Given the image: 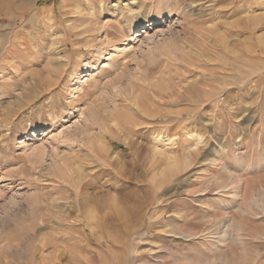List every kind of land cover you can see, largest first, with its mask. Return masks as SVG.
<instances>
[{
	"label": "rangeland",
	"instance_id": "obj_1",
	"mask_svg": "<svg viewBox=\"0 0 264 264\" xmlns=\"http://www.w3.org/2000/svg\"><path fill=\"white\" fill-rule=\"evenodd\" d=\"M29 3L0 0V264H264V0Z\"/></svg>",
	"mask_w": 264,
	"mask_h": 264
},
{
	"label": "bare ground",
	"instance_id": "obj_2",
	"mask_svg": "<svg viewBox=\"0 0 264 264\" xmlns=\"http://www.w3.org/2000/svg\"><path fill=\"white\" fill-rule=\"evenodd\" d=\"M18 1V0H17ZM40 0H28V2H30L29 4V6L31 7V11H37L36 9H37V7L39 6L38 5V2H39ZM86 1H88V0H86ZM101 2L103 1V0H100ZM21 2L22 1H20V4H21ZM81 2V1H80ZM83 4V3H82ZM103 4V3H102ZM4 8V7H3ZM78 13V12H77ZM5 13L3 12V11H0V16L1 15H4ZM20 14V13H19ZM35 14V13H34ZM54 14V13H53ZM23 15V14H22ZM20 16V15H19ZM246 16V15H245ZM56 17V16H55ZM89 17V16H88ZM136 18V17H135ZM197 19V18H196ZM77 20V19H76ZM51 21V20H50ZM96 21V20H95ZM258 18H256V17H254L253 15H251V13L249 12L248 14H247V16L240 22H238V28L236 29L237 30V33L238 32H240L241 30H246V31H248V32H250L251 34H252V31L254 30V29H256V27H257V25H258ZM54 26H56V25H54ZM75 26V25H74ZM88 27V26H87ZM34 28V27H33ZM89 28V27H88ZM97 29V28H96ZM67 33V32H66ZM72 33V32H71ZM11 34V33H10ZM14 35V34H13ZM208 35V34H207ZM15 36H16V34H15ZM16 38V37H15ZM204 38V37H203ZM206 38V37H205ZM214 38V36H208V42H211V41H213V40H217V39H213ZM196 39H197V36H196ZM15 40V39H14ZM198 40V39H197ZM221 40V39H220ZM221 41H223V40H221ZM2 42V41H1ZM6 42V41H5ZM201 42V41H200ZM214 42V41H213ZM230 42V41H229ZM205 43V42H204ZM15 44V43H14ZM207 45H208V43H207ZM10 47V46H9ZM209 47V46H208ZM213 47H216V46H214L213 45ZM223 47V46H222ZM8 48V47H7ZM226 48V47H225ZM196 50V49H195ZM234 50V49H233ZM234 52V51H233ZM9 53V52H8ZM188 55V54H187ZM190 55V54H189ZM197 55V54H196ZM205 55V54H204ZM3 58V57H2ZM113 60L114 59V57H113V55L110 57V60ZM184 60V59H183ZM8 61V60H7ZM11 64V63H10ZM9 64V65H10ZM6 65V64H5ZM192 66V65H191ZM179 70V69H178ZM165 71V70H164ZM163 71V72H164ZM184 83V82H183ZM199 87H200V85H199ZM33 88V87H32ZM185 88V87H184ZM36 91V90H35ZM39 92V91H38ZM35 93V92H34ZM178 93V92H177ZM31 94V93H30ZM33 95V94H32ZM173 95V94H172ZM175 95V94H174ZM183 96V95H182ZM29 97V96H28ZM24 98V97H23ZM194 98V97H193ZM22 100V99H21ZM24 100H26V99H24ZM178 99L176 98V99H173L172 100V103L174 102H176ZM191 100H192V98H191ZM27 101V100H26ZM171 101V100H170ZM179 101V100H178ZM177 101V102H178ZM193 101H194V99H193ZM195 101H198V100H195ZM35 102V101H34ZM136 103V102H135ZM169 103V102H168ZM172 103H170V104H172ZM204 103V102H203ZM137 104V103H136ZM202 105V104H201ZM21 108V107H20ZM197 108V107H196ZM15 111V110H14ZM163 114V113H162ZM174 114V113H173ZM176 114V113H175ZM11 115V114H10ZM173 116V115H172ZM180 116V115H179ZM165 117V116H164ZM164 117H162V118H164ZM183 117V116H182ZM178 118V117H177ZM252 118V117H251ZM169 119V118H168ZM185 119H187V118H185ZM182 120H183V118H182ZM182 120H181V122H182ZM173 121V120H172ZM166 122H167V120H166ZM174 122V121H173ZM185 123V122H184ZM169 125V124H168ZM180 126V125H179ZM182 127V126H181ZM196 128V127H195ZM182 129V128H181ZM184 129V128H183ZM263 129V128H262ZM189 130H190V128H189ZM196 133V132H195ZM195 135V134H194ZM158 136H161V135H158ZM196 137V136H195ZM194 137V138H195ZM199 137V136H198ZM156 138H158V137H156ZM159 139H161V138H159ZM199 139H202V137H199ZM198 139V141L200 142H202L203 140H199ZM167 140V139H166ZM170 141H171V145H173L175 142H173V140H171V139H169ZM168 140V141H169ZM199 142H198V144H199ZM169 143V142H168ZM170 144V143H169ZM160 146V145H159ZM164 146V145H163ZM238 147V146H237ZM228 148V147H227ZM225 149V148H224ZM226 150V149H225ZM171 151V150H170ZM169 151V152H170ZM229 151H230V149H229ZM228 151V152H229ZM172 152V151H171ZM187 152H188V149H187ZM187 152H186V154H187ZM224 152V151H223ZM227 152V151H226ZM235 152V151H234ZM155 154H159L160 155V157H161V155H163L164 153L162 152V151H159L158 149L157 150H155ZM164 157H163V160L164 161H167V165L169 166V168L171 167V168H175V167H177V165H178V162H177V159L174 157V156H170V155H163ZM187 158H189V155H187V157H186V159L184 160V161H186L187 163H188V159ZM201 160V159H200ZM180 162V161H179ZM166 164V163H165ZM186 165V164H185ZM169 171V170H168ZM159 172V171H158ZM160 173V172H159ZM160 183V182H159ZM218 187V186H217ZM85 206V205H84ZM262 208V207H261ZM259 210V209H258ZM93 211V210H92ZM91 211V212H92ZM92 217H94V215L92 216ZM67 220V219H66ZM70 224V223H69ZM226 233V232H225ZM225 235V234H224ZM224 237V236H223ZM222 238V237H221ZM223 239V238H222Z\"/></svg>",
	"mask_w": 264,
	"mask_h": 264
}]
</instances>
